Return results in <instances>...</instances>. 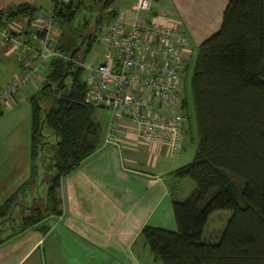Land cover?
<instances>
[{
  "label": "trees",
  "instance_id": "1",
  "mask_svg": "<svg viewBox=\"0 0 264 264\" xmlns=\"http://www.w3.org/2000/svg\"><path fill=\"white\" fill-rule=\"evenodd\" d=\"M51 1L53 24L69 26L68 35L64 40L60 29L51 44L56 54L44 63L48 71L28 97L31 168L0 202V244L28 229L46 231L50 217L60 214L61 177L101 143V127L93 117L97 107L84 101L87 84L80 63L86 53L79 52L84 45L85 51L92 49L104 12L109 22L115 18L116 10L110 9L115 0ZM82 9L96 13L94 20L72 26ZM36 12L29 3L1 9L0 30L19 17L30 24ZM191 53L179 76L182 131L194 140L195 150L171 173L177 180L190 178L196 187L184 199L171 195L174 230L146 224L140 240L161 264H264V0H228L219 28ZM46 147L51 173L41 204L34 205L35 160ZM219 210L230 211L224 229L203 239L209 215Z\"/></svg>",
  "mask_w": 264,
  "mask_h": 264
},
{
  "label": "crops",
  "instance_id": "2",
  "mask_svg": "<svg viewBox=\"0 0 264 264\" xmlns=\"http://www.w3.org/2000/svg\"><path fill=\"white\" fill-rule=\"evenodd\" d=\"M227 1L170 0L176 10L171 17L195 46L219 28ZM20 3L38 8L42 1L0 0V10ZM149 13L159 11L151 5L144 15ZM29 26L14 36L31 46L36 43ZM19 51L0 40V85L20 74L25 58L37 63L32 51L23 57ZM39 80L36 75L0 105V202L29 175L30 107L25 100L37 90ZM106 111L99 147L60 179V214L50 217L46 231L28 229L0 244V264H158L139 232L146 224L176 228L170 185L176 178L171 172L190 158L180 160L185 143L195 142L184 133L180 151L171 156L154 143L138 144L131 124L122 119L116 142L102 147ZM22 124L25 132L16 137L12 131Z\"/></svg>",
  "mask_w": 264,
  "mask_h": 264
},
{
  "label": "built area",
  "instance_id": "3",
  "mask_svg": "<svg viewBox=\"0 0 264 264\" xmlns=\"http://www.w3.org/2000/svg\"><path fill=\"white\" fill-rule=\"evenodd\" d=\"M152 2L136 0L121 10L107 24L102 36L106 43L102 62L94 66L80 63L87 84L84 101L109 111L102 147L116 142L120 122L126 119L138 144L154 143L173 156L180 151L183 141L179 72L188 51V40L170 15H144ZM35 20L29 24L22 17L0 30V40L19 47L21 57L30 50L37 58L36 64L25 58L20 74L0 85V105L9 102L19 88L37 75L48 58L56 54L48 46L55 31L51 10ZM28 24L37 26L30 31L36 43L31 46L13 34ZM36 30L42 32L41 37L36 36Z\"/></svg>",
  "mask_w": 264,
  "mask_h": 264
},
{
  "label": "rangeland",
  "instance_id": "4",
  "mask_svg": "<svg viewBox=\"0 0 264 264\" xmlns=\"http://www.w3.org/2000/svg\"><path fill=\"white\" fill-rule=\"evenodd\" d=\"M41 1H42V3L38 4L41 6H39L37 8V12H36V16H35V18H36L35 22L40 20L41 17H45L49 13V11L51 10V7H52V1L51 0H41ZM131 1L132 0H115L114 3L111 5L110 9L117 10L119 7H122L123 5H127V4L130 5L129 3ZM152 1H153L152 2V9L153 10H158L159 13L163 14V15H170V16L176 15V10L173 7V4L170 2V0H152ZM95 16H96V13L90 12L88 9H82L80 14L77 16V18L72 22L74 24L72 26H77L79 23L83 22L84 20H94ZM109 19H110V15H108L107 12H104V14L101 18V21L99 23L98 29L95 31V34H94L95 39L92 42V46H91L92 49L90 51H85L87 49V47H86V45H84L82 47V49L80 50V52H79L80 54L86 53L84 56V64L94 66V65H97V64L102 62L103 54L106 50V43L103 41L102 36L105 32V29H106V26L109 22ZM33 23H32V25H33ZM91 25H92V23H91ZM34 26L37 27L35 24H34ZM28 28L30 30H33V28L31 26H29ZM53 29L55 30L53 32V37H52L53 39L49 40L48 46H51L53 40L57 38V34L59 33L60 29H63V31H64V40H65V38H67V35H68L67 31L69 29V26L63 25L61 28L58 27V29H57L55 24H54ZM25 30H27V29L25 28L24 31ZM193 46L194 45H192V44H188V51L185 52L182 66L188 60L192 61L193 55L191 53V50H192ZM47 71H48V68H46L45 66H42L37 71V75L40 78V80H39L40 82H38V83H41V81L43 80ZM83 75H84V72H83ZM182 91L183 90L181 88V90H180L181 97H182ZM25 101H26V104L29 105L28 99ZM106 110L107 109L97 107L93 112L94 119L96 121H98L100 124L101 132H103V129L105 126V121H106V117H107V111ZM7 124L8 123L5 124L6 129H7ZM185 125H186V123H184V125H183V128H182L183 130L185 129ZM24 132H25V129H24V126L22 124V126L15 128V130L12 131V134H14L16 137L21 138L23 136ZM43 133L45 135H47V137H46L47 141H49V142L54 141L53 136L50 135L51 133L48 131L47 128L43 129ZM183 134H184V131H182V135ZM194 149H195V145L192 144L190 141L185 143L183 151L180 155L181 156L180 160L183 161V159H185V157H187L188 155H190V158H187L185 160V162H181V163L185 164L192 159ZM49 155H50L49 148L46 147L44 149V154L35 160L37 163L36 164L37 168H38V185L35 189L33 188V190H32V192H33L32 194L35 197H37V199H35L33 202L34 205H40L41 204L42 201H41L40 197L44 196L46 188H47L46 179L48 177V174L51 173L49 170V158H48ZM173 156H175V155H173ZM29 159H30V157H29ZM181 165H183V164H181ZM30 168H31V165L29 166V169ZM170 185H171V195L173 194L178 199H184V198L188 197L190 195V193L196 187L195 183L188 177L182 178L179 180L175 179V181L172 182ZM28 201H30V199ZM24 203H26V202H24ZM15 216H18V214L15 213ZM229 216H230V211H228V210H219V211H215V212L211 213L208 217L207 224L205 225L204 230H203V239L213 238L216 235H218L224 229V226H225L226 221L229 218ZM139 238L141 239L140 236H139ZM157 262H158V264H161L160 261H157Z\"/></svg>",
  "mask_w": 264,
  "mask_h": 264
},
{
  "label": "water",
  "instance_id": "5",
  "mask_svg": "<svg viewBox=\"0 0 264 264\" xmlns=\"http://www.w3.org/2000/svg\"><path fill=\"white\" fill-rule=\"evenodd\" d=\"M66 64H69V60L66 61ZM74 67H77V64H74Z\"/></svg>",
  "mask_w": 264,
  "mask_h": 264
}]
</instances>
